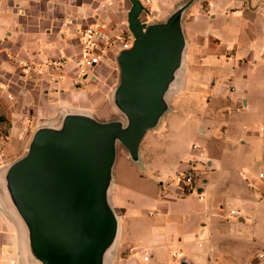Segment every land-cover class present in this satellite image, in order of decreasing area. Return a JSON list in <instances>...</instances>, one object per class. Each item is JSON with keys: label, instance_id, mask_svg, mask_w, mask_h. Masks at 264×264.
Masks as SVG:
<instances>
[{"label": "crops", "instance_id": "crops-1", "mask_svg": "<svg viewBox=\"0 0 264 264\" xmlns=\"http://www.w3.org/2000/svg\"><path fill=\"white\" fill-rule=\"evenodd\" d=\"M179 1L151 0L153 14L149 17L166 16ZM102 5L111 8V17ZM130 8L126 0H0V173L25 153L39 122L56 118L63 105L77 100L84 91L91 95L93 89L84 90L79 81L99 80L109 63L108 56L88 75H79L72 60L81 50L77 30L100 22L111 36H121L129 31L126 19ZM190 11H194V24L218 20L215 30L204 33L210 45L203 66L202 83L209 86V95H203L206 105L193 117L184 116L191 122L194 118L198 130L208 136L204 154L209 155V171L194 188L198 190L197 204L190 206L187 196H178L182 188L173 180L176 173L169 176L173 175L170 186L177 187V191L165 196L160 190L158 181L165 171H160L143 144L149 132L141 143L144 168L123 155L125 162L119 173L118 158L114 203L122 215V236L129 242L126 246L144 249L127 255L126 261L182 264L185 259L190 264H264L258 257L264 249V231L246 223L248 207L234 204L229 212L224 209L228 201L242 195L243 191H235L236 186L252 194L254 188L246 184L257 172H264V79L259 85L249 78L251 72L264 71V0H199L187 13ZM217 47L221 49L219 54L215 52ZM116 52L111 51V61ZM61 57L70 59L64 68L52 65ZM189 75L191 88L196 77L191 66ZM225 75H229L228 86L223 81ZM105 111L103 116L112 118L111 110ZM128 164L141 177L152 180L156 200L149 201L133 189L126 180ZM186 166V162L180 163L178 171ZM254 180L261 190L254 196L261 204L264 180ZM232 210L239 215H232ZM234 216L236 222H232ZM195 243L203 248L195 249ZM182 245L186 251L179 259L178 248ZM24 255L20 225L0 198V264H25Z\"/></svg>", "mask_w": 264, "mask_h": 264}, {"label": "water", "instance_id": "water-1", "mask_svg": "<svg viewBox=\"0 0 264 264\" xmlns=\"http://www.w3.org/2000/svg\"><path fill=\"white\" fill-rule=\"evenodd\" d=\"M130 1L135 38L115 54L112 103L121 117L61 108L37 124L25 153L0 173V198L20 225L25 264H109L122 234L114 203L119 146L144 168L141 143L171 109L188 48L185 15L199 0H180L149 21L142 1Z\"/></svg>", "mask_w": 264, "mask_h": 264}, {"label": "rangeland", "instance_id": "rangeland-1", "mask_svg": "<svg viewBox=\"0 0 264 264\" xmlns=\"http://www.w3.org/2000/svg\"><path fill=\"white\" fill-rule=\"evenodd\" d=\"M141 1L143 3V6H145L146 1ZM126 3L128 4V6H132L130 0H126ZM102 6L105 10H108L105 14L109 13V16L111 17V8L108 9L107 6ZM172 8L173 6L170 8V10ZM124 9H127L126 6H124ZM193 12L194 11L186 13L184 19L185 32L188 39V48L180 84L174 91L171 99V109L166 113L160 129L150 131L144 139L145 141L143 143H146V147H148L150 153H152V159L158 162L157 165L159 166L160 171H165L161 174L162 178L158 181L159 188L160 190H162L165 196L169 191H177V187L175 188L173 186H170L171 184H173V175L169 176V174H172L173 172L176 174L179 173L178 167L180 163L186 162L187 164L186 168L181 170V172L192 170V185L187 186L184 189L182 188L178 193V196L181 198H184L186 196L188 197V204L190 206H195V204H197L196 198L198 196V190L194 188L201 184V178L202 176L207 174L210 165H208L209 155L207 154L206 156L204 154L206 149L204 142L206 141L208 136H206L203 132H200V129L198 130V127L194 123V118L193 122H191L184 116L193 117L197 112H201L203 107L206 105L204 96L207 97L209 95V86L202 83L205 80L203 66L204 55L207 53V51H210V45L208 39L205 38L204 33L207 29H209L210 31V29L214 28L215 30V27H217L218 24V20L214 22L201 20V22H197L194 24V21L192 19ZM105 14H102L104 18H106ZM142 15L144 20L147 19L146 21H149L152 17L157 19L160 18L157 16L149 17L147 12H142ZM126 24L128 25L127 19ZM215 52L219 54L221 52V49L217 47ZM112 57L113 59L111 61L110 54L109 58L107 59L109 63L104 66V70L101 72L99 80L89 79V81L84 80V82L82 83L81 81H79L80 87H82L84 90H86L87 88L93 89L94 93L92 92L91 95H87V92L84 91V93L81 94L77 100H70L71 102L66 103L62 108H69L77 111H87L101 119L105 118L103 115H106L104 112H106L105 110H107L108 108L111 109V111H114V113H111L112 117H121V115L117 113V111H115L112 103V93L115 86L119 83L120 78V71L116 56L113 54ZM231 60L227 61L225 66H227L231 62ZM190 66L191 68L193 67L194 73L196 74V77L192 81L191 88L188 87ZM261 72H263V75L260 74ZM249 78L251 81L256 82L260 85L264 79V71L251 72L249 74ZM223 79L224 84L228 86L230 84L229 75H225ZM198 90L201 92V94ZM237 107L238 110L239 108L242 109V106ZM193 144H199L201 148L194 149ZM123 150V146H119V173H121V168L123 167V164L125 162L124 157H122L123 155H125L122 153ZM200 152H202V154H200ZM258 169L259 168L257 167L256 170ZM128 170L129 173L126 177V180L128 179V181H130L133 189L138 191L139 193H142L147 197L149 201L156 200L154 199L153 195L155 193V187L154 185H152V180L144 176L141 177L131 164H128ZM254 179L262 180L259 177V172H257L254 175V178L252 180H249V183L246 184L250 189L254 188L253 192H251L252 194L248 195L243 187L238 188V186H236L235 191H243L242 195L236 196L235 200L228 201L225 204L224 209L226 212H229L234 204L235 207L245 205V207H248V210L250 211V216L248 217L246 223H248L251 227H259V229H261L260 231H264V202L262 201L261 204H257L258 197H255L254 194L255 192H259L261 190H259V188L256 186ZM161 180L164 181V183H162L163 189H161L160 185ZM187 189L190 190L187 191ZM244 193H246L247 195H245ZM122 203L125 207V200H123ZM171 206L173 205L171 204L170 207ZM236 220V216L232 217V222H236ZM191 225L193 226L194 224ZM126 243L128 244L129 242H126L125 236L123 238L121 234L116 249L113 251L112 257L110 256L109 264H114V262H116V264H128V262L126 261V259L128 258L127 255H131L136 251L140 252L144 250L126 246ZM192 247L199 250L203 248V246H200L198 243L193 244ZM178 251L180 252V259L186 251L184 249V245L178 248Z\"/></svg>", "mask_w": 264, "mask_h": 264}, {"label": "built area", "instance_id": "built-area-1", "mask_svg": "<svg viewBox=\"0 0 264 264\" xmlns=\"http://www.w3.org/2000/svg\"><path fill=\"white\" fill-rule=\"evenodd\" d=\"M150 2L151 0H146V5L143 6V11L147 12L148 15L153 14V10L149 6ZM76 36L81 45V50L78 55L72 58V60L79 75L84 76L88 75L90 72L94 71L98 65L102 64V62L108 58L111 51L115 49L118 51L119 49L131 46L135 38L130 30L118 37L111 36L100 22H94L81 26L77 30ZM69 61V58L61 57L51 63L58 68H64ZM193 148L199 149V145L194 144ZM259 177L264 180V172H259ZM173 179L183 189L187 186H191L193 183L192 170L179 172ZM199 197L201 199L204 198L202 193L199 194ZM231 214L237 216L239 215V212L237 210H232ZM258 257L264 261V249L258 252Z\"/></svg>", "mask_w": 264, "mask_h": 264}]
</instances>
